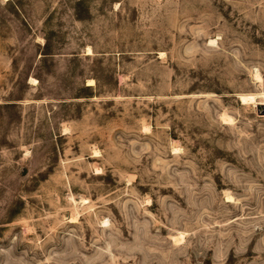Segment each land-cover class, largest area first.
<instances>
[{"label":"rangeland","instance_id":"rangeland-1","mask_svg":"<svg viewBox=\"0 0 264 264\" xmlns=\"http://www.w3.org/2000/svg\"><path fill=\"white\" fill-rule=\"evenodd\" d=\"M260 93L264 0H0V264H264Z\"/></svg>","mask_w":264,"mask_h":264},{"label":"bare ground","instance_id":"bare-ground-1","mask_svg":"<svg viewBox=\"0 0 264 264\" xmlns=\"http://www.w3.org/2000/svg\"><path fill=\"white\" fill-rule=\"evenodd\" d=\"M210 43L213 44V41H210ZM89 51H90V50H89ZM90 53H91V51H90ZM255 78H256L257 80L260 79L259 74H256ZM30 82L33 83V85L36 83V81H35L34 79H31ZM89 85H90V86H93V82H92V81H89ZM258 96H259V97H264V93H260V94H258V95H244V94H241V95H240V98H241L244 102H252V103H255V102H256V98H257ZM263 100H264V99H263ZM259 103H260V102H259ZM262 103H263V101L261 102L260 105H263ZM258 105H259V104H258ZM227 121L231 122V118H227ZM107 223H108L107 221H104L103 224L106 225Z\"/></svg>","mask_w":264,"mask_h":264}]
</instances>
